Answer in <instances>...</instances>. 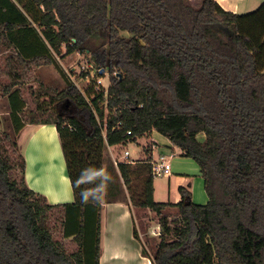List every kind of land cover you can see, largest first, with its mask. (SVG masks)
<instances>
[{
	"label": "trees",
	"instance_id": "1",
	"mask_svg": "<svg viewBox=\"0 0 264 264\" xmlns=\"http://www.w3.org/2000/svg\"><path fill=\"white\" fill-rule=\"evenodd\" d=\"M23 29L46 51L18 48L0 64V95L11 108L10 131L0 129V264L99 261L98 205L52 204L26 184L15 141L24 123H54L60 135L68 123L109 145L157 131L198 164L208 200L194 203L180 185L178 202H156L152 156L118 163L132 205L159 216L152 264H264V0L246 13L217 0L197 8L188 0H0V52ZM62 46L108 72L106 97L103 88L84 95L69 83L44 91L49 106L33 109L53 108L54 119L27 118L14 87ZM65 103L75 115L58 111ZM168 208L178 213L169 218Z\"/></svg>",
	"mask_w": 264,
	"mask_h": 264
},
{
	"label": "crops",
	"instance_id": "2",
	"mask_svg": "<svg viewBox=\"0 0 264 264\" xmlns=\"http://www.w3.org/2000/svg\"><path fill=\"white\" fill-rule=\"evenodd\" d=\"M262 1L237 0L233 3L230 0H217L225 10L236 13L250 10ZM18 34L20 37L13 43L14 47L11 45L10 48L1 50L0 64L3 63L4 55L8 53L17 54L18 48L22 49L27 56L45 53L46 49L40 37H34V33L25 29ZM64 53L65 51H62L61 55ZM61 55L55 56L54 62L50 64L31 69L24 83L14 87V89L20 91V98L24 99L26 107L28 106L27 96L31 97L36 87H43L41 89L43 91L48 90L57 93L70 83L60 63L65 55ZM35 83L36 85H34ZM48 97L45 96L44 99ZM10 112L9 97L0 95V128L8 127L11 124ZM153 132L157 131L152 130L137 138L134 142H129L140 145L141 150H137L136 156H131L129 153L132 162L126 163L135 166L137 163L143 162L149 155L156 157L160 151H163L162 147H168L166 143L156 141ZM166 139L167 142H170L168 138ZM16 140V146L24 158L22 174L29 188L43 195L52 204L76 203L81 207L85 204L98 205L100 246L98 264H152L145 243L139 234L138 236L134 234V226H136L134 206L120 176L118 164H115L116 160L121 161L123 159V154L116 147L125 150L129 143L109 145L103 139L106 150L100 169H105L110 174L111 179L106 184L100 185L99 189L93 190L97 193L95 198L90 199L88 203H83L81 198L82 188L91 186L81 185L78 187L76 185L70 172L62 135L59 134L54 123H24L16 134ZM73 156L77 165V177H79L83 170L80 167L82 160L77 151L74 152ZM171 174L167 175L169 176V182H171ZM198 175L201 177L199 166ZM190 176L177 178L175 184L177 186L176 196H174L173 201L169 200V202L175 203L180 200L178 187L180 185L184 186L186 183L189 185L188 190L191 192V200L194 203L205 204L207 202V195L205 201L201 199V196H199V200H195L194 187L192 181L189 182Z\"/></svg>",
	"mask_w": 264,
	"mask_h": 264
},
{
	"label": "rangeland",
	"instance_id": "3",
	"mask_svg": "<svg viewBox=\"0 0 264 264\" xmlns=\"http://www.w3.org/2000/svg\"><path fill=\"white\" fill-rule=\"evenodd\" d=\"M237 0H230V2L235 3ZM190 5L193 7L197 8L200 6V0H188ZM260 4V3H259ZM259 4L255 7H253L250 10L244 11V12H238V13H246L249 12L259 6ZM61 51H66L65 46H62ZM62 61L60 62L61 65L67 72H69L71 75L76 76V81L77 84H73L77 90L81 91L83 89V81L80 79L79 73L83 69L82 67L89 61V57L87 54L84 53H77L73 52L70 54H65L63 57ZM104 72V71H103ZM102 84L107 87L109 85V75L108 72L103 73V77L101 78ZM34 83V82H32ZM36 85V83L34 84ZM43 87L39 88L36 87V90L33 91V93L30 96H27V110L24 114L27 118L29 117H35L39 118L40 120H43L47 117L49 118H55V111L53 108H51L50 112H39V111H34L33 109L35 108L36 104L39 103L42 108L48 107V100L44 99V91L41 90ZM53 107V106H52ZM31 110V111H30ZM108 117V112L106 109V104H105V111H104V118L103 122H106V119ZM81 120L85 124L86 128L87 126V121L85 117L80 116ZM66 131L62 135V141L65 146L66 150V155L68 157L69 161V166H70V172L75 180L76 185L78 184V177H77V165L74 160V152H78V154L81 157V163L80 167L82 169L85 168H95V169H100V166L102 164V161H104V153L106 150L105 142L103 139H86L78 134H76V131L73 129L72 126L68 125L66 123L65 125ZM11 124L8 127H1V130H9L10 131ZM153 136L156 141L166 143L168 147H162L161 149L163 153H166L169 156V153L173 152V156L169 157V163L171 166L170 173L171 174V182H169V176L167 175H162V176H155L153 178V191H154V198L156 202H165V201H173L176 196V191H177V186L176 180L178 177H189L190 175V181H192L193 187H194V192H195V200H199V196H201L202 200H206V194L205 190L203 188V178H201L198 175V165L197 163L192 160L191 158L185 157L182 155L181 150L171 144V142H167V139L165 136L158 132H153ZM15 141L16 140V135H15ZM117 149L120 150V152L123 154V148L116 147ZM76 149V151H75ZM141 150V146L136 144V143H129L128 146L126 147V150L129 151L131 156H136L137 150ZM15 170L19 174V166H15ZM187 185L184 184V186ZM95 190L99 189V187L94 188ZM93 189V190H94ZM198 192V193H197ZM201 203V202H198ZM134 213H135V219H136V227L138 234L140 235L142 241L145 243V247L147 251L151 254L153 252V248L159 241L158 236H153L149 234L152 226L157 224V219L159 216L153 211V210H147V209H140L137 207H134ZM178 212L175 208H168L166 210L165 214L169 216V218L173 217L176 215ZM68 247L70 250H73L76 248V244L71 242H68Z\"/></svg>",
	"mask_w": 264,
	"mask_h": 264
},
{
	"label": "built area",
	"instance_id": "4",
	"mask_svg": "<svg viewBox=\"0 0 264 264\" xmlns=\"http://www.w3.org/2000/svg\"><path fill=\"white\" fill-rule=\"evenodd\" d=\"M88 64L84 65L82 70L79 73V76L81 75L80 79L83 81V89L80 91L82 94L85 95V89L89 86H92L94 90L98 89H104L106 97L107 93V87H105L102 84L101 78L103 77V73H100V68L96 67L92 62L87 61ZM66 76L70 83L77 84L76 76L71 75L69 72L65 70ZM103 136L105 137V130H102ZM129 134L130 131H127ZM154 147V145H152ZM173 156V152L169 153V156L166 153L160 152L157 154L156 157H152L151 165H152V176H162V175H169L171 166L169 163V157ZM123 159L121 161H115V164L121 163V162H132V159L130 158V154L128 150H124L123 152ZM151 235L153 236H159L160 234V225L157 223L154 226H152L151 230L149 231Z\"/></svg>",
	"mask_w": 264,
	"mask_h": 264
},
{
	"label": "clouds",
	"instance_id": "5",
	"mask_svg": "<svg viewBox=\"0 0 264 264\" xmlns=\"http://www.w3.org/2000/svg\"><path fill=\"white\" fill-rule=\"evenodd\" d=\"M111 179L110 174L105 169L85 168L81 171L78 177L77 186L90 185L89 188H82L81 198L83 203H88L90 199L95 198L97 195L93 191L94 188L99 187L102 184H106Z\"/></svg>",
	"mask_w": 264,
	"mask_h": 264
},
{
	"label": "flooded vegetation",
	"instance_id": "6",
	"mask_svg": "<svg viewBox=\"0 0 264 264\" xmlns=\"http://www.w3.org/2000/svg\"><path fill=\"white\" fill-rule=\"evenodd\" d=\"M56 108L58 109L60 113L64 114L65 116H68V114L75 115L74 110L72 108H68L67 103H65L64 107L62 108L58 106V104H56Z\"/></svg>",
	"mask_w": 264,
	"mask_h": 264
},
{
	"label": "water",
	"instance_id": "7",
	"mask_svg": "<svg viewBox=\"0 0 264 264\" xmlns=\"http://www.w3.org/2000/svg\"><path fill=\"white\" fill-rule=\"evenodd\" d=\"M103 72V69H100V73Z\"/></svg>",
	"mask_w": 264,
	"mask_h": 264
}]
</instances>
